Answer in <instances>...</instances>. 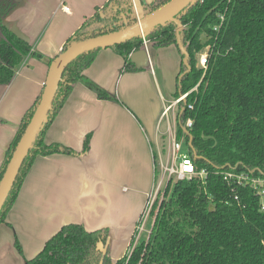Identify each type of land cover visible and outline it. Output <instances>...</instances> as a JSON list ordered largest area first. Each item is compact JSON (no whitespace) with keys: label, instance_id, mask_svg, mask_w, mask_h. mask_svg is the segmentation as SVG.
I'll return each instance as SVG.
<instances>
[{"label":"trees","instance_id":"trees-1","mask_svg":"<svg viewBox=\"0 0 264 264\" xmlns=\"http://www.w3.org/2000/svg\"><path fill=\"white\" fill-rule=\"evenodd\" d=\"M169 1L139 0L145 10L141 15L138 9L135 12L132 0H109L85 19L67 39L60 54L80 40L125 28ZM17 4L13 0H0L3 87L12 81L26 57L41 58L31 42L19 39L10 31L12 26L5 23ZM175 19L179 28L176 22L169 21L143 36L109 48L124 58L121 72L141 69L131 62L130 55L144 48L143 38L156 49L171 45L178 49L181 63L174 99L191 92L178 104L175 138L184 142L186 154L197 171L206 172L205 178L166 182L151 208L149 233L135 246L131 241L128 256L110 258L108 229L87 231L82 225L67 224L23 264H264L261 198L253 189L230 186L222 177V172L234 167L264 172V0H194ZM92 24L100 27L91 30ZM207 46L210 50L204 74L197 68V62L198 54ZM99 50L78 56L62 72L47 121L22 163L0 211V223L4 222L37 156L76 154L57 144H46L43 136ZM87 86L98 99L117 102L114 95L95 84ZM43 90L21 119L0 167V180ZM188 119L192 121L189 130L185 128ZM89 140L87 135L79 155L87 154ZM14 245L21 253L17 240Z\"/></svg>","mask_w":264,"mask_h":264},{"label":"crops","instance_id":"crops-1","mask_svg":"<svg viewBox=\"0 0 264 264\" xmlns=\"http://www.w3.org/2000/svg\"><path fill=\"white\" fill-rule=\"evenodd\" d=\"M108 1L51 0V5L43 6L48 8L47 15L34 9L37 18L30 22L22 12V21L18 20L23 26H18L14 23L17 10L29 2L20 0L5 19L29 38L41 58L26 57L12 81L0 86V167L23 115L43 90L49 61L60 54L85 19ZM99 27L92 24L89 29ZM143 50L136 51L133 62L139 71L121 72L124 58L110 48L100 49L84 70L43 136L46 144L76 154L35 158L0 223V264L32 259L67 224L82 225L87 231L108 229L112 260L128 256L131 241L135 246L142 233H149L144 224L137 236L135 226L154 189L158 143L162 136L169 135L170 140L176 135L171 110L181 55L174 45L155 48L151 57L147 49V59L140 53ZM88 83L114 95L117 102L98 99ZM87 135L88 152L79 155Z\"/></svg>","mask_w":264,"mask_h":264},{"label":"water","instance_id":"water-1","mask_svg":"<svg viewBox=\"0 0 264 264\" xmlns=\"http://www.w3.org/2000/svg\"><path fill=\"white\" fill-rule=\"evenodd\" d=\"M13 1L18 3L20 0ZM137 1L139 4V0H136L135 2ZM144 1L148 3L151 0ZM193 1L194 0H170L165 5L148 13L144 17L138 18L135 23L125 28L112 33L99 35L76 42L52 61L39 104L37 105L28 125L26 126L0 180V211L13 187L24 159L26 158L29 150L33 146L34 141L47 121L48 114L56 96L62 72L66 66L78 56L88 51L109 48L139 35L143 36L145 32L166 22H176L179 28L180 23L175 19V17ZM10 31L19 39L25 42H30L29 38L18 28L11 27ZM180 49L183 53H185V50L182 48V46H180ZM137 53L138 52L132 53L130 55V60L132 63L135 61L134 57L137 55ZM140 53H142L144 59H147L146 50H143Z\"/></svg>","mask_w":264,"mask_h":264},{"label":"built area","instance_id":"built-area-1","mask_svg":"<svg viewBox=\"0 0 264 264\" xmlns=\"http://www.w3.org/2000/svg\"><path fill=\"white\" fill-rule=\"evenodd\" d=\"M134 3V0H132ZM64 11H68L67 7H63ZM147 41L143 38V45L147 52ZM209 50L210 47L207 46L204 48V50L199 54L198 56V62H197V68L202 70L205 74V71L207 69V59L209 56ZM194 88L193 90H195ZM191 92V91H190ZM189 92V93H190ZM189 93H186L184 95H181L178 99H176L172 105L179 104L181 101H185V98ZM171 105V106H172ZM191 108V106H188ZM167 108L164 111L163 116L167 115L168 110ZM192 127V121L187 120L185 123V128L190 129ZM184 142L177 141L175 136L170 138L169 140V147L171 152V161H167L165 165H161L162 175L167 174V181L171 180V178L176 179H191L192 177H200L202 179L205 178L206 172L204 170L197 171L195 164L193 160L187 155V154H179L182 150V145ZM255 169L251 170H237L235 167L233 169L226 170L222 172L223 180L229 184L230 186L234 187H249L253 189V191L260 196L261 198V209L264 210V172L260 173L256 172ZM162 176V181H163ZM162 181L158 182L156 192L154 194H151L148 197L146 206L135 226V233L138 236L140 233L144 231V224L147 220V218L150 216V211L153 206L154 201L156 200V195L159 193V189L162 187ZM235 200H238V197H234Z\"/></svg>","mask_w":264,"mask_h":264},{"label":"rangeland","instance_id":"rangeland-1","mask_svg":"<svg viewBox=\"0 0 264 264\" xmlns=\"http://www.w3.org/2000/svg\"><path fill=\"white\" fill-rule=\"evenodd\" d=\"M135 1L136 0H134V3L132 2L133 3V6H134V10H135V12H137V9H138V12L142 15L143 13H145L144 7L140 6L138 4V1L137 2H135ZM49 5H51V0H29L28 4L24 3V7H21V8H19L17 10V13H18L17 14V19H16L17 22L14 20V23H17L18 26H23L21 24V22L18 20V18L20 17V19L22 21V18H21L22 12H24V14L26 15V18H29V21L30 22L31 21H34L37 18V15H35L33 17V10L34 9H36V11H38V10H41L42 12L44 11L43 13H46V15H47L48 14V12H47V9L48 8L47 7H44L43 8V6H49ZM38 22H41V21H38ZM147 49H148V55L151 57L153 55L152 54V51L155 48L150 43L148 45ZM144 50H145V48H144ZM199 54H198V56H199ZM172 99H174V98H172ZM173 108H174V109H172L173 111L171 110V112H172V118H173V120H172L173 122L171 124L173 125L172 131L174 133L175 132L174 130L175 129L177 130V127H176V118H177V114H178V110H179L178 104H176ZM164 124H165V120H164L163 125ZM167 139L169 140V135H168L167 138H166V135L165 136H162L161 141L158 143V149L156 150L159 153L158 154V157L159 158H157L156 165H155V184H154V189H153L152 194H154L156 192V188H157L158 182L162 181V176H163L162 173L163 172H162L160 166L161 165H165L167 161H169V162L171 161V152H170V147H169V141ZM186 152H187V147L185 146V144H183L182 145V150H181V152L179 154H186ZM167 179H168L167 174H164L163 181H162V187L159 189V192L165 186V184L167 182ZM171 180L174 181L175 178L172 177ZM156 197H157V195H156ZM151 226H152V220L149 217L147 219V222L145 223V229L146 230H150L151 229ZM146 234L147 233H142L140 235V238H139L138 243H140L141 241H143L145 239Z\"/></svg>","mask_w":264,"mask_h":264}]
</instances>
